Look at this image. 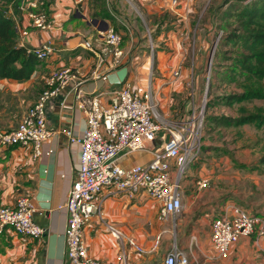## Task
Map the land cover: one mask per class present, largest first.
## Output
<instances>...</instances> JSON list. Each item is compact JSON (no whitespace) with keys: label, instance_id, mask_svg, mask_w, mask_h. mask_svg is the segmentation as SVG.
Listing matches in <instances>:
<instances>
[{"label":"crops","instance_id":"crops-1","mask_svg":"<svg viewBox=\"0 0 264 264\" xmlns=\"http://www.w3.org/2000/svg\"><path fill=\"white\" fill-rule=\"evenodd\" d=\"M9 4L2 6L8 9ZM139 4L147 14L172 11L171 17L165 20L162 30L153 40L150 32L147 33L149 37L147 38L138 30L135 16L131 18L132 10L124 6L123 0L115 3L117 13L113 12L108 0H85V4L81 6L72 0H39V6L47 10L55 20L52 29L34 28L29 19L19 14L15 23L18 45L29 50L49 41L54 51L48 58L39 60L29 79L25 81L0 79V131L13 128L19 122L44 89L45 77L51 71L62 67H70L76 73L85 92L100 93L99 99L104 105L117 101L115 92L120 85L116 81L123 77L133 86L151 85L158 98V113L164 120L178 118L191 99L198 103L208 36L207 34L198 36L195 31V38L190 31L188 15L194 10V1L180 0L178 7H172L169 0H155L152 3L139 1ZM105 9L112 12L116 20L125 21L126 31L121 33L124 57L119 67L110 68L106 64L100 67V74L107 73L106 80L99 77L92 79L90 73L96 65V58L81 44L85 39L93 40L100 27L105 24L108 27L114 26V23L101 16L102 10ZM165 26L168 27L167 30H164ZM149 40L160 49L154 64L147 54ZM191 41L192 46L189 45ZM189 52L193 53L190 64ZM179 63L183 66L181 76L173 79L171 72ZM75 83L76 81H71L61 95L48 103L46 120L51 135L43 140L38 157L33 158L31 145L0 146V204L11 206L17 197L29 196L35 206L33 219L44 229L42 237L29 239L23 243L17 234L6 228L0 233V264H67L64 239L67 212L64 205L71 184L75 180L79 146L70 143L65 131L70 130L74 136L81 137L86 125L84 114L75 106L71 90ZM214 108L215 115H235L224 106H212L210 110L213 111ZM246 126L253 125L239 127L216 125L211 129L208 127V133L207 131L203 133L207 138V135L216 131V150L223 148L224 157L216 160L208 157L201 159V165L193 175V181L184 179L181 184L183 208L174 220L169 218L165 222L158 221L159 205L149 199L143 191L128 195L118 193L110 187L103 188L95 199V202L101 204L102 214L92 215L83 229L88 254L103 264H161L165 253L175 243L176 247L186 254L189 252V264H264V235L258 239L254 236L240 237L226 259H216L209 243L211 210L214 208L212 202L216 201V207L220 199L234 200L236 203L247 202L246 197L238 200L232 195V190L236 189L234 184L231 187L224 185L223 181L233 183L235 180V176L230 177L225 173L235 166L248 171L259 168L257 164L249 166L235 157L228 158L230 149L225 144L220 145L223 143L219 139L220 135L235 130L233 133L236 137L233 140H236L237 137H242L241 128ZM262 127L264 125L259 128ZM158 133L160 134L153 143L152 152L160 151L166 138L164 130ZM212 140L213 137L210 139L211 142H205L203 155L208 156L212 153V149L208 148L212 147ZM152 152L137 151L126 154L119 158L117 163L123 167L143 164L152 158ZM204 175L209 177V186L197 190L195 181ZM215 184L216 188H219L216 189V193L215 189L212 190ZM258 196L259 203L256 202ZM248 198L252 201L250 204L255 202L258 210L264 214V189L251 191ZM250 204L248 203V207L253 210ZM107 225L134 239L146 252L142 254L135 252L125 242L114 237ZM192 234L196 235V241L190 247L189 237ZM159 236V243L152 250L154 241Z\"/></svg>","mask_w":264,"mask_h":264},{"label":"built area","instance_id":"built-area-1","mask_svg":"<svg viewBox=\"0 0 264 264\" xmlns=\"http://www.w3.org/2000/svg\"><path fill=\"white\" fill-rule=\"evenodd\" d=\"M82 5L85 0H72ZM150 2L151 0H143ZM20 14L29 19L31 26L38 29H52L55 20L39 6V0H16ZM176 7L179 0H170ZM8 14L17 23V14L12 3ZM82 47L90 50L96 65L90 77L106 80V74H100L103 64L110 68L122 65L124 51L122 37L112 27L98 31L94 39H85ZM151 52L153 46L150 45ZM54 51L51 43L45 42L39 47L29 49L38 60H44ZM182 63L171 72L177 79L182 73ZM151 74V73H150ZM71 81L75 106L85 116V129L81 137L74 136L70 130L65 134L70 143L79 146L78 167L75 180L68 191L64 205L67 212L64 229L65 256L67 264H103L87 252L83 229L92 215L101 216V204L96 197L105 187L118 193L135 195L143 191L152 201L158 203L157 219L165 222L173 220L183 208L181 179L185 168L201 152L204 126V105L191 99L185 111L174 120L162 119L158 113V98L151 85H131L124 77L116 82L117 101L104 105L100 102V93H87L81 88L82 81L70 67L55 69L45 79V87L22 115L19 122L10 129L0 131V146H27L33 149V158L41 153L43 140L51 135L47 127V105ZM204 99V98H203ZM164 130L166 138L158 152H152L158 132ZM137 151H150L152 158L143 164L123 167L117 163L126 154ZM209 186L207 177H199L195 188L203 190ZM35 206L31 198L21 195L11 206L0 204V233L6 228L17 234L23 243L29 239H39L44 229L33 219ZM212 220L209 233L210 247L216 259H226L233 245L242 236L264 235V216L251 213L235 202L226 201L221 207L211 210ZM109 232L125 242L137 253L146 250L132 238L126 237L119 229L107 225ZM160 236L154 241L155 249ZM196 235L189 237L190 247L195 244ZM162 264H189L186 253L175 243L165 253Z\"/></svg>","mask_w":264,"mask_h":264},{"label":"trees","instance_id":"trees-1","mask_svg":"<svg viewBox=\"0 0 264 264\" xmlns=\"http://www.w3.org/2000/svg\"><path fill=\"white\" fill-rule=\"evenodd\" d=\"M108 1L109 5L114 10L113 12L117 13L115 3L118 0ZM228 1L229 0H223L224 3ZM15 2L16 0H0V79L6 78L16 81H25L32 76L39 64V60L32 52H28L25 47L18 45V34L14 20L8 14L6 6H2L12 3L14 12L19 15L20 12ZM84 4L85 1L82 5ZM178 5L176 7H178ZM232 6L233 8L231 11H226L220 16L221 22H224L220 41L226 46H231L224 51H220V49L216 52V48L214 51L212 66L213 77H210L208 80L209 88L206 95L207 108L204 112L203 133L204 127L207 129L210 127L211 129L216 127V125L220 127L253 125L258 128L264 125V0H250L247 3H243L242 0H239L238 2H234ZM44 11L48 13L47 10ZM169 11L172 12L171 10ZM170 12L167 11V13H163V15H155L158 16L160 20L153 19L152 25L155 24L156 31L152 34V40L155 39V36L162 30L161 28L165 20L171 17ZM112 14V12L105 9L102 10L101 16L110 20L115 26L116 22ZM227 18L233 20L227 21ZM210 24H212V21L207 17L202 25L204 29L202 35L207 34L208 43L209 38L212 37V35L209 36L208 34L212 27ZM164 28V30L168 29L167 26ZM150 32L152 31L150 30ZM119 34L123 42V36L121 33ZM155 48L153 49L154 52ZM216 54H218L217 56H221L220 58L222 60H230L229 65L226 66L224 71H219L217 69L220 63L217 62L216 64ZM207 55L208 51L205 56V64L202 72H204L207 67ZM154 63L155 58L153 59V64ZM216 75L217 80H220L221 84L223 81L229 86L233 84L235 90L218 93L212 96L211 92L215 88L213 83ZM219 76H221L222 79ZM202 80L203 75H201L200 81ZM253 102L257 104L249 109L246 108L248 103ZM212 106H224L228 110H234L233 112L235 115H210L207 110ZM234 107L236 108L233 109ZM208 148L209 150L213 149V147ZM263 161L264 155L260 158L259 162L262 163ZM213 207L215 208L216 205Z\"/></svg>","mask_w":264,"mask_h":264},{"label":"rangeland","instance_id":"rangeland-1","mask_svg":"<svg viewBox=\"0 0 264 264\" xmlns=\"http://www.w3.org/2000/svg\"><path fill=\"white\" fill-rule=\"evenodd\" d=\"M125 2V7L128 9L132 10L133 15L131 16V18H134L135 16V21L137 22V28L138 30L145 34L147 38L148 37V32H150L149 30H151V36L153 34L154 31H156V26L155 24L152 25L153 23V19H157L160 20V18L158 16L155 15H163V13L161 12H155V13H151V14H147L143 8L140 6L139 1L143 0H123ZM193 1V0H192ZM239 0H229L227 3H224L223 0H194V10L191 11V13L188 15V19H189V28L191 33L194 35V32L197 31V35L200 36L202 34V31H204V29L202 28L203 22L206 21V18L209 17L212 21V24H210L211 29H210V33L209 36L212 35V37L209 38V43H208V55H207V67L204 70V72H202L203 75V80L201 81L200 84V91L198 92V96H200V103H205L204 105V112L206 111L207 108V93H208V80L210 79V77H213V70H212V66H213V55H214V51L216 48V52L219 51H224L226 49H229V45H225L223 43H221L220 39H221V35L223 32V25L224 22H221L220 20V16L222 13L224 12H228L231 11V9L233 8L232 4L234 2H238ZM243 3H247L250 0H242ZM155 2V0H151L150 3ZM140 16V17H139ZM227 21H232L230 18L226 19ZM124 21V20H123ZM119 21L115 19V26L114 28L119 32L122 33L123 31H126L125 28V21ZM234 25V24H233ZM201 28V31H200ZM196 35V36H197ZM195 37V35H194ZM196 38V37H195ZM149 44V48L147 51L148 54V58L150 59V61H153L154 59V55H155V61H157V55H159L160 53V49L155 48V43L153 45V43L149 40L148 41ZM147 44V45H148ZM193 44V41H191V43H189V45ZM150 45L153 46V48H155V52L153 51V54L151 52L150 49ZM188 45V46H189ZM190 46V47H191ZM143 49V48H140ZM188 54V51H187ZM140 56L142 55V53L139 54ZM193 53L189 52L188 55V64H190L191 62V58H192ZM218 54H216V64L217 62H219L220 64H218L217 69L219 71H224L226 69V66L229 65L230 60H222L220 57L221 56H217ZM212 56V58H210ZM210 59V60H209ZM190 66V65H189ZM183 67V66H182ZM155 73V72H154ZM157 73V70H156ZM221 78V76H219ZM215 81L213 83L214 85V90L211 92V95L214 96L218 93H223V92H228V91H234L235 86L233 84H230V86L228 84H226L225 81H223V83H220V80H217V75L216 78H214ZM222 79V78H221ZM204 98V99H203ZM257 104L256 102L253 103H248L246 105V108H251L253 107V105ZM236 107H234L233 109H235ZM208 111V110H207ZM210 110L209 108V114H214L216 113V108L213 109V111ZM234 111V110H233ZM232 112V110H231ZM215 115V114H214ZM242 129V137H237L236 140H233L234 137H236L233 133V131L231 132H225L223 136L220 135L219 139L222 140L223 143H219L220 145L225 144L230 150L228 153V158L230 157H235L238 161L243 162V163H247L249 166L250 165H259L258 169H255L253 171H248L247 169H242L239 167L236 168L233 167L231 168V170L227 173H225V175H229L230 177L235 176V180L233 183H228V180L223 181L224 185L227 187H231L234 184V187L236 188L235 190H232V195L235 198H238V200L242 199L243 197H246V201L244 203H238L240 206H242V208L246 209L247 211L251 212V213H257L258 215L264 216L263 213H261L258 210V207H256L255 202H253V204H250V199L248 198V196L251 194V191L255 192V191H259V189H264V164L262 163H258L260 158L264 155V127L262 128H255L254 126H246L241 128ZM205 131H207V128L204 127V133ZM210 132V131H209ZM208 133V131H207ZM206 133V135H207ZM160 134V133H158ZM211 137H213V144L212 147L213 149L211 150L212 153L209 154L208 156L203 155L204 153V149H205V142H211L210 139ZM209 138V140H208ZM223 148H220L219 150H216V131L211 134V135H207L206 136L202 135V146H201V152L200 155L194 160L192 161L184 170L183 175H182V179H181V184L184 181V179H188V180H192L194 179L193 175L194 173L197 172L198 168L201 165V159H206L211 158L216 160V158H220V157H224L223 156V152L224 150H221ZM232 150V153H231ZM202 155L204 157H202ZM235 172V173H234ZM202 177H207V176H202ZM209 179V177H207ZM210 182V180H209ZM257 182V184H256ZM214 193H216V189L218 190L219 188H216V184L213 185L212 190H214ZM258 195V194H255ZM216 197H214L213 200H215ZM233 199V198H232ZM226 201L228 202H235L234 200H228V199H220L218 206L217 207H221ZM257 203L260 202V197L258 196V199L256 201ZM216 201L212 202V205H216L215 204ZM236 203V202H235ZM248 203L251 205V208L253 210H251L248 206ZM212 209V208H211ZM256 211V212H255ZM187 257H190L189 252H187Z\"/></svg>","mask_w":264,"mask_h":264},{"label":"water","instance_id":"water-1","mask_svg":"<svg viewBox=\"0 0 264 264\" xmlns=\"http://www.w3.org/2000/svg\"><path fill=\"white\" fill-rule=\"evenodd\" d=\"M107 27H108V25L107 24H105L103 27H100V31H103V30H106L107 29ZM210 58H212V56L210 57ZM210 60V59H209Z\"/></svg>","mask_w":264,"mask_h":264}]
</instances>
